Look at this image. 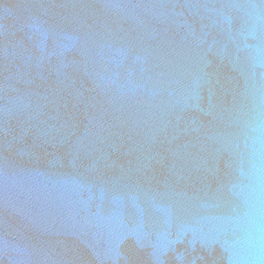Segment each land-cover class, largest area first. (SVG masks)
Returning a JSON list of instances; mask_svg holds the SVG:
<instances>
[{"label": "water", "instance_id": "obj_1", "mask_svg": "<svg viewBox=\"0 0 264 264\" xmlns=\"http://www.w3.org/2000/svg\"><path fill=\"white\" fill-rule=\"evenodd\" d=\"M0 264H264V0H0Z\"/></svg>", "mask_w": 264, "mask_h": 264}]
</instances>
